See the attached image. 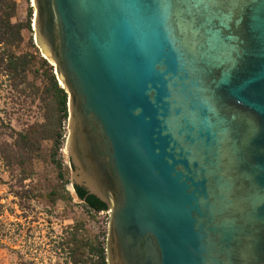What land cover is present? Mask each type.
I'll return each instance as SVG.
<instances>
[{"label": "water", "instance_id": "water-1", "mask_svg": "<svg viewBox=\"0 0 264 264\" xmlns=\"http://www.w3.org/2000/svg\"><path fill=\"white\" fill-rule=\"evenodd\" d=\"M108 264H264V0H33Z\"/></svg>", "mask_w": 264, "mask_h": 264}, {"label": "rangeland", "instance_id": "rangeland-1", "mask_svg": "<svg viewBox=\"0 0 264 264\" xmlns=\"http://www.w3.org/2000/svg\"><path fill=\"white\" fill-rule=\"evenodd\" d=\"M33 4V0H18L13 21H26L32 7L34 30ZM24 39L21 50L37 56L28 69V80L0 66V264H76V256L79 262L91 264L87 250L76 249L69 239L79 228V239L107 242L111 216L92 211L75 192L66 150L68 121L63 124L64 146L56 148L54 139H44L40 157L18 162V133L36 125L40 130L51 128L57 115L35 31L25 30ZM50 65L55 71V65ZM54 158L62 159L63 179Z\"/></svg>", "mask_w": 264, "mask_h": 264}, {"label": "trees", "instance_id": "trees-1", "mask_svg": "<svg viewBox=\"0 0 264 264\" xmlns=\"http://www.w3.org/2000/svg\"><path fill=\"white\" fill-rule=\"evenodd\" d=\"M18 0H0V66H5L8 74L20 78L23 81L28 80V69L31 62L37 59L36 54L29 51H22L21 47L25 41L24 31L32 30L33 8L30 7L28 18L26 21H13L17 15ZM31 39V46H34ZM42 66L45 67V75L48 79L49 86L48 92L53 97V103L56 106L57 115L53 116L51 128L40 130L38 126H33L27 132L18 133V147L20 148L21 155L18 156V162L23 163L30 157H40L41 154V141L44 139H54L56 148H61L65 145V131L64 123H67L68 112V93L60 85L53 65L41 57ZM55 120V121H54ZM58 168V175L61 179L64 178L63 162L62 159L54 158L53 160ZM76 192V190H75ZM29 194V192H28ZM77 194V192H76ZM30 196V195H29ZM78 196V194H77ZM79 197V196H78ZM80 198V197H79ZM81 199V198H80ZM85 205L95 210L96 212L107 210L108 208H98L95 205L81 199ZM79 230V228H77ZM72 232L69 241L77 248L83 251L87 250L88 259L91 264H108L107 242L95 238L94 241L82 240L78 238V231ZM77 258V256H76ZM75 258L76 264H85L86 261H78ZM82 259V258H79Z\"/></svg>", "mask_w": 264, "mask_h": 264}, {"label": "built area", "instance_id": "built-area-1", "mask_svg": "<svg viewBox=\"0 0 264 264\" xmlns=\"http://www.w3.org/2000/svg\"><path fill=\"white\" fill-rule=\"evenodd\" d=\"M92 211H95V210H92ZM96 212V211H95ZM107 213L109 214V216H111V209H107V210H104V211H100L99 213Z\"/></svg>", "mask_w": 264, "mask_h": 264}]
</instances>
